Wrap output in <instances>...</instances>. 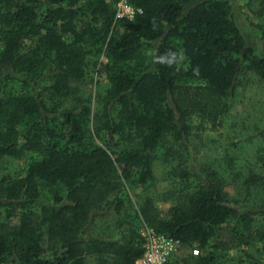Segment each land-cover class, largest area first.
I'll return each mask as SVG.
<instances>
[{
	"label": "trees",
	"instance_id": "16d2710c",
	"mask_svg": "<svg viewBox=\"0 0 264 264\" xmlns=\"http://www.w3.org/2000/svg\"><path fill=\"white\" fill-rule=\"evenodd\" d=\"M118 1L0 0V161L27 158L0 176V264H134L140 222L179 240L169 264H264V112L242 129L244 160L198 157L238 93L264 88V54L229 0H127L132 20ZM246 3L264 18V0ZM180 48L188 70L151 63ZM156 164L181 185L165 208L129 197Z\"/></svg>",
	"mask_w": 264,
	"mask_h": 264
},
{
	"label": "rangeland",
	"instance_id": "374dc122",
	"mask_svg": "<svg viewBox=\"0 0 264 264\" xmlns=\"http://www.w3.org/2000/svg\"><path fill=\"white\" fill-rule=\"evenodd\" d=\"M233 5V9L236 11V18L240 29L247 35L250 40V43H253L257 48V52L264 54V41L260 39V34L258 30L253 27L250 22L263 23L264 18L258 19L254 14L250 13V10L247 6V0H229ZM104 60L103 56H100L98 62ZM93 74V82L88 87L93 95L102 94L103 91L107 88V83L105 80H102L97 73ZM239 100L234 104L233 108L230 110V113L225 119V123L221 129L209 132V138L207 137V145L204 147V152L200 153L198 157L203 158L205 154H210L214 152V156L219 158L227 156H236V159L244 160V155L250 154L247 148L242 149L240 135L244 126H247L259 117L263 116L264 112V88H256L254 84H250L246 89L238 93ZM235 142V145L231 143ZM241 147V148H240ZM243 150V152H242ZM218 158V159H219ZM27 158H18V159H7L0 161V176L4 174H11L15 176L21 172L25 167V162ZM162 165L156 164L154 168V173L156 176V181L150 187L137 185L133 187L129 192V197L134 201L136 197L149 195L153 198L154 203L159 205L161 208L168 207L170 205L169 201L163 200V195L168 191V187L171 185L175 189H178L181 185L177 183L174 179L170 178L169 180L163 179L164 175ZM231 194L234 193L232 188L229 189ZM133 214V210L131 211ZM142 222L139 223L138 232L142 226ZM251 255L255 258L261 256L262 252L260 245H254L247 249L244 252L231 251V255ZM230 262H225L228 264Z\"/></svg>",
	"mask_w": 264,
	"mask_h": 264
},
{
	"label": "built area",
	"instance_id": "2783aa9c",
	"mask_svg": "<svg viewBox=\"0 0 264 264\" xmlns=\"http://www.w3.org/2000/svg\"><path fill=\"white\" fill-rule=\"evenodd\" d=\"M139 9L131 5L127 0H119L115 5V17L134 19ZM139 234L142 238V254L134 264H169L176 255L180 242L162 233H157L145 223L142 224ZM198 250L193 249L192 254Z\"/></svg>",
	"mask_w": 264,
	"mask_h": 264
},
{
	"label": "clouds",
	"instance_id": "9594fccd",
	"mask_svg": "<svg viewBox=\"0 0 264 264\" xmlns=\"http://www.w3.org/2000/svg\"><path fill=\"white\" fill-rule=\"evenodd\" d=\"M153 29L155 30V20L152 21ZM146 43V41H145ZM151 63L159 64L165 66L170 69H174L179 72L181 70H188L190 66V62L188 61V57L185 54L184 49L180 48L175 51L169 49L165 51L163 54H159L156 51L151 52ZM192 73L194 76H200L199 67L192 68Z\"/></svg>",
	"mask_w": 264,
	"mask_h": 264
}]
</instances>
